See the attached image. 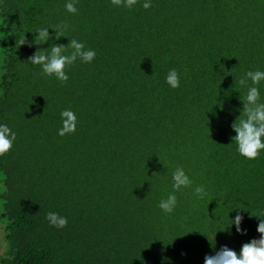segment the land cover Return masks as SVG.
Returning a JSON list of instances; mask_svg holds the SVG:
<instances>
[{
    "label": "trees",
    "instance_id": "trees-1",
    "mask_svg": "<svg viewBox=\"0 0 264 264\" xmlns=\"http://www.w3.org/2000/svg\"><path fill=\"white\" fill-rule=\"evenodd\" d=\"M142 2L77 0L71 14L65 0H0V123L17 136L0 157V264H204L260 238L264 153L241 156L233 124L252 86L240 79L264 71V0ZM57 25L67 37L54 42L97 53L63 83L30 63L51 42L16 45ZM171 69L177 89L165 82ZM68 108L77 130L61 137ZM177 167L193 184L164 213ZM50 211L67 226H51ZM237 214L243 234L231 227Z\"/></svg>",
    "mask_w": 264,
    "mask_h": 264
},
{
    "label": "clouds",
    "instance_id": "clouds-1",
    "mask_svg": "<svg viewBox=\"0 0 264 264\" xmlns=\"http://www.w3.org/2000/svg\"><path fill=\"white\" fill-rule=\"evenodd\" d=\"M112 2L116 6L131 9L137 4L138 0H112ZM76 4L77 0H65L64 7L68 13L77 14ZM142 7L145 10L150 9L152 0H143ZM50 28L55 30V37L50 34ZM62 28H67V25L41 26L34 32L29 31L28 33L33 34V41L31 42L26 34L16 37V45L18 42L19 47L31 46L32 43L43 46L51 42V46L47 49L38 47L35 54L30 57V63L39 66L44 75L54 77L61 83L69 80L67 69L76 64L78 60L83 64H91L97 55L94 49L87 47L84 42L75 38L69 39L70 42L67 46L54 42L59 41L62 37H67ZM68 49L71 51H66ZM249 80L252 86L247 87L246 96L243 100L241 99L243 102L242 115L233 124V130L236 133L233 141L236 143L241 156L254 160L264 153V102H261L260 88L256 86L264 81V71L259 69L247 71L239 83L247 85ZM165 82L172 89L179 88L180 75L177 70L171 69L165 78ZM242 116L243 118H241ZM60 118L62 126L58 129V135L64 137L65 135L74 134L78 124L76 113L70 108L64 109L60 113ZM16 139V133L7 124L0 123V157H4L13 150ZM172 179L173 191L168 194L166 199H161L158 202V207L164 213L174 212L178 204L176 192L183 188H189L193 184L192 179L183 167L175 169ZM194 193L198 198L203 199L206 190L204 186L198 185L194 188ZM230 219L232 221L231 227L234 226L237 233L243 234V216L237 214ZM47 220L51 226L56 228H65L68 224L67 218L61 216L58 212H48ZM257 231L260 238L242 245L239 254L225 246L215 255L206 256L204 264H264V219H260Z\"/></svg>",
    "mask_w": 264,
    "mask_h": 264
},
{
    "label": "rangeland",
    "instance_id": "rangeland-1",
    "mask_svg": "<svg viewBox=\"0 0 264 264\" xmlns=\"http://www.w3.org/2000/svg\"><path fill=\"white\" fill-rule=\"evenodd\" d=\"M1 227H2V225H1ZM0 239L3 242V235L2 234L0 235Z\"/></svg>",
    "mask_w": 264,
    "mask_h": 264
}]
</instances>
